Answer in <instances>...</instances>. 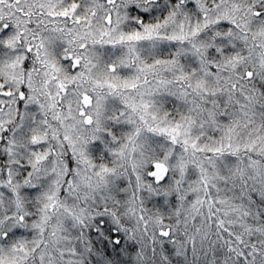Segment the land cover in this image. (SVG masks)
<instances>
[{
  "label": "snow or ice",
  "instance_id": "1",
  "mask_svg": "<svg viewBox=\"0 0 264 264\" xmlns=\"http://www.w3.org/2000/svg\"><path fill=\"white\" fill-rule=\"evenodd\" d=\"M0 264H264V0H0Z\"/></svg>",
  "mask_w": 264,
  "mask_h": 264
}]
</instances>
